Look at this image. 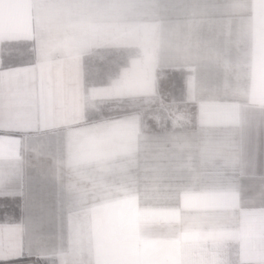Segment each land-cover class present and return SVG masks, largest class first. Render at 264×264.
Instances as JSON below:
<instances>
[{"label":"crops","instance_id":"1","mask_svg":"<svg viewBox=\"0 0 264 264\" xmlns=\"http://www.w3.org/2000/svg\"><path fill=\"white\" fill-rule=\"evenodd\" d=\"M0 264H264V0H0Z\"/></svg>","mask_w":264,"mask_h":264},{"label":"rangeland","instance_id":"2","mask_svg":"<svg viewBox=\"0 0 264 264\" xmlns=\"http://www.w3.org/2000/svg\"><path fill=\"white\" fill-rule=\"evenodd\" d=\"M125 110H126V109H125ZM125 110H124V111H125ZM122 111H123V110H122ZM144 119H145V118H144ZM144 119L142 120V126H148V123H146V119H145V120H144Z\"/></svg>","mask_w":264,"mask_h":264}]
</instances>
